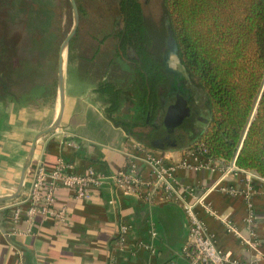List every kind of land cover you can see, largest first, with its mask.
Instances as JSON below:
<instances>
[{"label": "crops", "instance_id": "crops-1", "mask_svg": "<svg viewBox=\"0 0 264 264\" xmlns=\"http://www.w3.org/2000/svg\"><path fill=\"white\" fill-rule=\"evenodd\" d=\"M100 40H90L83 48L79 44V53L70 57L60 128L39 141L33 164L41 161L50 169L61 157L77 174L93 168L111 176L126 167L128 152L145 147L117 123L123 121L118 118L122 113L117 122L107 116L108 105L97 92L98 86L108 81L124 88L129 71L125 63L115 60V46L107 51V41ZM18 102L0 101V197L16 191L36 135L54 123L59 110L58 100L45 106ZM126 106L123 103V113ZM188 150H159L157 154L180 163L189 158ZM176 178L188 201L208 194L214 212L229 218L241 238L252 242L253 247L246 245L227 232L222 220L199 209L226 255L243 264H264V183L241 182L236 173L226 176L222 170L209 168L180 169ZM215 185L218 188L211 190ZM221 188L238 193L230 195ZM56 200V207L67 211L63 223L37 214L16 224L14 211L20 207L25 213L27 205L20 206L17 200L0 203V264H189L184 254L189 224L175 203L149 205L122 195L111 185L94 191L89 201L76 200L66 189L56 192ZM248 204L254 216L250 229L246 224ZM122 225L128 227L124 251L117 245ZM148 247L154 249L155 256Z\"/></svg>", "mask_w": 264, "mask_h": 264}, {"label": "trees", "instance_id": "trees-1", "mask_svg": "<svg viewBox=\"0 0 264 264\" xmlns=\"http://www.w3.org/2000/svg\"><path fill=\"white\" fill-rule=\"evenodd\" d=\"M44 1H33L38 14L31 17L40 34L41 13L48 9ZM117 4L116 32L100 42L116 40L114 58L127 65L129 80L124 88L108 81L98 86L108 105L107 116L117 122L122 113L118 118L123 121L117 123L127 134L156 149L153 137L166 130V113L179 92L190 115L177 127L180 144L162 150H195L203 159L222 161L226 167L235 163L264 178V0H166L167 39L171 37L180 61L176 73L168 65L167 41L159 47L154 44L141 0H117ZM14 17L17 20V14ZM4 29L0 101H14L12 79L23 85L24 79L45 73L54 49L36 39L29 45L25 37L24 46L7 43L9 29ZM42 86L38 83L35 89ZM198 123L205 129L194 136Z\"/></svg>", "mask_w": 264, "mask_h": 264}, {"label": "built area", "instance_id": "built-area-1", "mask_svg": "<svg viewBox=\"0 0 264 264\" xmlns=\"http://www.w3.org/2000/svg\"><path fill=\"white\" fill-rule=\"evenodd\" d=\"M126 156L128 159L126 167L111 176L103 175L93 168H89L84 174H77L71 171V166L61 157L50 169L43 162H36L31 168L23 195L17 200L20 206L27 205L28 209L24 213L20 207H17L13 214L14 222L18 224L23 217L30 221L37 214H41L46 219L63 223L67 219V211L65 208L56 207V192L58 190L66 189L72 192L76 200L89 201L92 199L94 191L111 185L122 195L139 202L154 206L175 203L182 209L189 224V243L184 249L189 264H243L232 259L219 248L215 237L209 232L207 224L198 210L222 220L227 232L242 239L230 219L221 217L214 212L212 204L207 200L208 194L188 201L183 188L177 181L176 174L180 169L209 168L212 171L222 170L226 176L236 173L242 177L241 182L264 183V178L254 171L239 169L235 163L226 167L222 161L203 159L201 154L195 150H188L189 158L180 163L172 162L165 156L157 154L155 150L146 147H138V150L130 151ZM216 188H218L217 185L211 190ZM221 190L230 195L238 193L236 189L221 188ZM248 208L249 215L246 224L250 229L254 216L252 205L248 204ZM127 233L128 227L122 225L117 241L120 251L126 249ZM242 241L253 247L252 242L244 239ZM149 250L152 255H156L153 248H149Z\"/></svg>", "mask_w": 264, "mask_h": 264}, {"label": "rangeland", "instance_id": "rangeland-1", "mask_svg": "<svg viewBox=\"0 0 264 264\" xmlns=\"http://www.w3.org/2000/svg\"><path fill=\"white\" fill-rule=\"evenodd\" d=\"M33 1L34 0H29L27 4H21L20 0H0V37L2 38L5 36L6 29L4 28L7 26L9 29V35L6 37L7 43L8 41L11 44L19 43L21 47V45H25V37L29 45H32L33 40L36 39L37 41L42 40V42L45 43V48L52 47V49H54L53 52L49 50L51 52L49 54L50 61L45 73L42 72L32 79H24L23 85L16 84L15 80L12 79L9 85L11 86L10 90L14 93L12 94L14 99L17 101L19 100L18 103L22 105H52L58 100L59 50L74 27V14L70 0H45L44 5L48 9L41 13L44 23L41 25L42 33L40 34V28L34 29V23H31V17L34 18V16L36 17V14H38L37 5H33ZM53 2L54 5H52ZM141 2L154 44L159 47V45H164L167 41L169 45V39H167L169 29L166 25V0H141ZM77 4L81 7L80 23L78 32L71 41V43L73 42V51L71 49L69 53L68 48L66 53L65 72L69 65L68 61L70 57L72 55L76 56V53H79L78 51L76 52V47H78L79 44H82L81 48H83L90 40H102L116 32L115 22L118 20L117 0H77ZM19 8L21 10L17 11ZM15 14H17V20L14 17ZM105 41H107L105 49L107 51H112L116 40L110 37ZM22 52H28V50L23 49ZM55 55H57L56 60H54ZM177 61L176 58L170 60L171 68L176 69L178 65ZM72 71L75 72L74 79L79 83L78 71L76 69ZM38 83L43 84V88L35 89ZM14 84L15 86H13ZM204 129V124L198 123V125L195 126L194 136L203 132ZM155 151L157 152L159 150Z\"/></svg>", "mask_w": 264, "mask_h": 264}, {"label": "water", "instance_id": "water-1", "mask_svg": "<svg viewBox=\"0 0 264 264\" xmlns=\"http://www.w3.org/2000/svg\"><path fill=\"white\" fill-rule=\"evenodd\" d=\"M70 4L73 10L74 14V27L71 31V33L67 36V38L64 40L62 43L60 50H59V57H58V100H59V110L57 117L54 121V123L39 132L32 144V147L29 151L28 157L24 163L22 173L20 176V180L18 183V187L16 191L11 194V195H6V196H1L0 197V203H5V202H10L14 200H18L21 198L23 195V192L25 190L28 177L32 168V164L34 161L37 145L40 140H42L44 137L47 135L55 132L60 128L63 116H64V111H65V104H66V97H65V64H66V59L64 58V53H67V50L69 48V45L74 38V36L78 32L79 28V23H80V12L77 4V0H70ZM169 45V61L172 60L173 58H176L178 61V64H180V61L178 59V52L177 49L170 37L168 41ZM190 115V108L187 105V102L183 100L182 97L178 98L177 104L169 107L165 119H164V125L167 128V131H169L167 134L161 133V134H156L153 137V145L155 146L156 149L162 150L164 149L168 144L169 146H176L180 144V139L172 138V136L168 135L171 134V132L174 131L175 128L179 127L182 125L186 117ZM167 144V145H166Z\"/></svg>", "mask_w": 264, "mask_h": 264}, {"label": "flooded vegetation", "instance_id": "flooded-vegetation-1", "mask_svg": "<svg viewBox=\"0 0 264 264\" xmlns=\"http://www.w3.org/2000/svg\"><path fill=\"white\" fill-rule=\"evenodd\" d=\"M170 59V58H169ZM169 59H168V65H169V68H170V70L172 71V72H174V73H176L177 71H178V68H179V65H177V67H176V69H173V68H171V65H170V61H169ZM179 97H182V95L178 92L177 93V95H176V99H175V103L173 104V105H175V104H177V102H178V98ZM183 98V97H182ZM183 100H185L184 98H183ZM169 131H167V128H166V130L163 132V133H165V134H167ZM170 133V132H169ZM179 132H178V128H175L174 129V131L173 132H171V134H168V135H170V136H172V138H174L175 137V139H178V134ZM167 145V144H166ZM169 145V144H168Z\"/></svg>", "mask_w": 264, "mask_h": 264}, {"label": "bare ground", "instance_id": "bare-ground-1", "mask_svg": "<svg viewBox=\"0 0 264 264\" xmlns=\"http://www.w3.org/2000/svg\"><path fill=\"white\" fill-rule=\"evenodd\" d=\"M64 58H66V53H64Z\"/></svg>", "mask_w": 264, "mask_h": 264}]
</instances>
